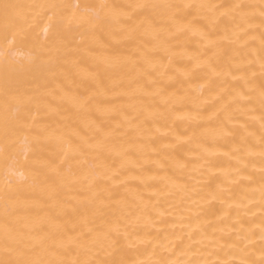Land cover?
<instances>
[{"label":"bare ground","instance_id":"obj_1","mask_svg":"<svg viewBox=\"0 0 264 264\" xmlns=\"http://www.w3.org/2000/svg\"><path fill=\"white\" fill-rule=\"evenodd\" d=\"M0 264H264V0H0Z\"/></svg>","mask_w":264,"mask_h":264}]
</instances>
